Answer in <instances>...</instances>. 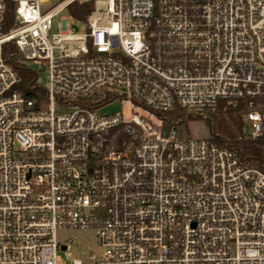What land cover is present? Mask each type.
<instances>
[{"label": "built area", "instance_id": "built-area-1", "mask_svg": "<svg viewBox=\"0 0 264 264\" xmlns=\"http://www.w3.org/2000/svg\"><path fill=\"white\" fill-rule=\"evenodd\" d=\"M10 1L15 23L2 31L0 0V264H58L70 253L62 227L94 228L103 248L69 264H264V170L161 119L83 103L112 94L196 114L242 103L248 135L264 137V0ZM89 2L85 20L62 16L54 30ZM6 42L48 69L39 108L17 88Z\"/></svg>", "mask_w": 264, "mask_h": 264}, {"label": "trees", "instance_id": "trees-1", "mask_svg": "<svg viewBox=\"0 0 264 264\" xmlns=\"http://www.w3.org/2000/svg\"><path fill=\"white\" fill-rule=\"evenodd\" d=\"M93 7L94 5L90 2L74 3L69 6V12L76 19L85 20ZM14 23L15 5L14 2L8 0L2 20V31H6ZM3 56L21 77L17 88L24 92L26 96L36 98V107L39 108L41 103L46 101V89L38 84V73L22 61V55L13 42L4 43ZM112 99V94H109L104 101L95 102L94 97H90L84 98L83 103L96 107ZM242 107V103L232 106L226 105L224 100H219L214 109H205L199 114L188 112L180 106L165 112H154L164 122V128L166 129L173 128L186 117L203 119L209 127L211 140L234 149L246 166L264 170V137L253 138L246 134Z\"/></svg>", "mask_w": 264, "mask_h": 264}, {"label": "rangeland", "instance_id": "rangeland-1", "mask_svg": "<svg viewBox=\"0 0 264 264\" xmlns=\"http://www.w3.org/2000/svg\"><path fill=\"white\" fill-rule=\"evenodd\" d=\"M70 15V12L65 10L57 17H55L54 30L57 31V22L61 20L62 16ZM77 32L84 33L88 27L85 21H78L74 19L71 25ZM34 70L38 73V84L46 87L49 83L48 69L42 65H34ZM123 108L127 109L126 119H130L133 115L145 117L156 123H159V117L147 108L116 98L98 109V114L108 115L120 113ZM177 128L184 136L196 138H210V130L208 125L203 119L186 117L184 120L177 124ZM247 132V131H245ZM248 134V133H246ZM76 236V240L73 237ZM56 238L61 244H68V256L64 251L59 252L58 264H69L73 259H80L83 263H90L94 257L101 256L103 248L98 243L96 230L94 228H73L62 227L56 232ZM94 254V256H93Z\"/></svg>", "mask_w": 264, "mask_h": 264}]
</instances>
